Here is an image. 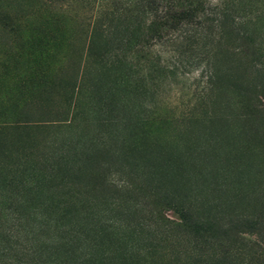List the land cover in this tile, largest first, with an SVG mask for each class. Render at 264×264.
<instances>
[{
    "label": "rangeland",
    "instance_id": "374dc122",
    "mask_svg": "<svg viewBox=\"0 0 264 264\" xmlns=\"http://www.w3.org/2000/svg\"><path fill=\"white\" fill-rule=\"evenodd\" d=\"M0 264H264V0H0Z\"/></svg>",
    "mask_w": 264,
    "mask_h": 264
},
{
    "label": "trees",
    "instance_id": "16d2710c",
    "mask_svg": "<svg viewBox=\"0 0 264 264\" xmlns=\"http://www.w3.org/2000/svg\"><path fill=\"white\" fill-rule=\"evenodd\" d=\"M187 13V12H186Z\"/></svg>",
    "mask_w": 264,
    "mask_h": 264
}]
</instances>
